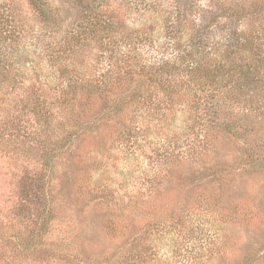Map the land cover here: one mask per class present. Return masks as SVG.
<instances>
[{
  "label": "rangeland",
  "instance_id": "1",
  "mask_svg": "<svg viewBox=\"0 0 264 264\" xmlns=\"http://www.w3.org/2000/svg\"><path fill=\"white\" fill-rule=\"evenodd\" d=\"M48 1L63 20L49 37L26 0H0L24 24L21 89L0 86V264H264V0H185L178 28L176 0H103L94 10L114 27L73 60L54 45L79 16ZM226 39L233 55L218 49ZM205 48L228 86L242 84L221 112L243 119L238 135L199 124L187 65ZM175 56L184 70L145 91V112L119 113L117 92L73 93L64 71L71 62L77 83L94 85L116 58ZM248 69L253 78L239 74Z\"/></svg>",
  "mask_w": 264,
  "mask_h": 264
},
{
  "label": "trees",
  "instance_id": "2",
  "mask_svg": "<svg viewBox=\"0 0 264 264\" xmlns=\"http://www.w3.org/2000/svg\"><path fill=\"white\" fill-rule=\"evenodd\" d=\"M26 1L33 15L38 19V23L42 25L45 36L49 37L51 34H56L58 32L57 30L60 31L59 26L63 21L59 19L60 10L54 8L48 0ZM102 1L103 0H67V8L74 11L79 17L78 22L75 24V28L73 27L69 35L66 33L65 36L58 39L54 45L60 47L59 57L65 55L67 59L72 58L73 60L74 58H78L77 54L79 51L82 49L85 50L86 48L88 49L91 44L98 42L97 36L101 30L112 31L115 24L112 22V15L106 20H103L98 18V12L94 10V7H98L97 5L94 6V4L101 3ZM137 1L138 0L135 1V6L141 4L140 2L136 3ZM178 3L181 5L178 6ZM188 7L189 4L187 1L185 3V0L184 2L182 0H176V6L172 8V15H174L170 20V24H175V28L184 26L187 22L186 10ZM92 14H96V17H91ZM21 17V14H18L17 11H5L4 8L2 9L0 7V86L5 83H10V80H12L13 83L21 89L22 82H20L17 75H15L18 64L16 62L13 64L15 61L13 56L19 51L20 44L23 40L18 37L20 32H24V24L20 19ZM138 37L142 38L143 36ZM225 42L226 44L220 46L218 49H224V52L221 51L223 54L225 52H232L230 54L233 55L235 53L233 49L238 48L234 44L238 41L233 45L229 44L227 39ZM210 44L213 46L221 45L209 42L206 44V47ZM206 49L207 48H205L206 52L204 51L203 57L200 58L201 60H196L187 65V67L192 66L194 77L196 75L197 77L199 76V80H196L197 88L195 92L198 94L197 102L200 104V109L204 111L199 118V124L203 127L216 126L223 128L227 134L238 135V128L242 127H239L236 123L240 120L243 122V119H240V116L234 115L233 112H226V117H222L221 112H223L222 106L224 104L229 107V111L235 107L234 105L237 103L235 95L241 92L243 88L242 84H236L234 82L233 87L228 86L227 81L224 80L222 75L225 68L224 65L222 66V63L217 64V62H212L211 60H214L215 57L214 55H209ZM34 52L36 53V50ZM176 57L177 56L173 58H161L158 61L154 59L152 62L150 59L141 58L139 64L136 65L126 64L123 62L122 58L119 60L116 58V61H114V68L110 70L111 72L107 73L108 71H106L101 77L102 79L99 80L100 82L94 85L77 83L78 74L72 70L75 66L71 62L64 71H67V74L70 75L69 78L71 77L70 79L73 83L69 86V90L73 91V93L75 90H79L80 93L85 92L91 95L94 90L98 93V89L100 88L103 91H109V93L117 92L123 94L122 96L114 95L120 96L119 113L124 112L129 104H142L138 109H143L145 112L147 109V102L150 100V98L148 99L146 97L147 95H144L145 91L148 88L150 89L153 85L158 88L162 87V85L165 84L163 83L164 81L166 82L167 79L170 80L178 76V73H180L179 71L184 70L183 67L179 66L181 65V58L178 56L176 59ZM110 58L112 57L110 56ZM229 58H223L222 60L223 62H227ZM203 60L207 61V65L204 68H202L204 62H201ZM256 62L258 68L262 67L264 65V57L257 55ZM124 66L126 67L125 70H123ZM254 72H256L255 69H248L247 72L241 71L239 74L253 78L255 75ZM202 73H204L203 77L205 79L202 77ZM119 76L121 78H119ZM80 80L82 81V79ZM222 82H224V84Z\"/></svg>",
  "mask_w": 264,
  "mask_h": 264
}]
</instances>
